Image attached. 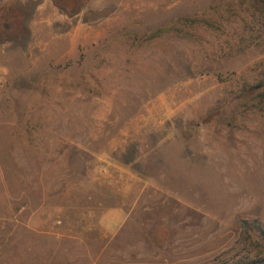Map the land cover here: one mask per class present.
Segmentation results:
<instances>
[{
    "label": "rangeland",
    "instance_id": "1",
    "mask_svg": "<svg viewBox=\"0 0 264 264\" xmlns=\"http://www.w3.org/2000/svg\"><path fill=\"white\" fill-rule=\"evenodd\" d=\"M0 4V264H264V0Z\"/></svg>",
    "mask_w": 264,
    "mask_h": 264
},
{
    "label": "trees",
    "instance_id": "2",
    "mask_svg": "<svg viewBox=\"0 0 264 264\" xmlns=\"http://www.w3.org/2000/svg\"><path fill=\"white\" fill-rule=\"evenodd\" d=\"M0 6H1V4H0ZM5 7V6H4ZM6 23H4V25H2V28H6V29H9L10 27H8L7 25H5ZM0 26H1V24H0ZM4 26V27H3Z\"/></svg>",
    "mask_w": 264,
    "mask_h": 264
}]
</instances>
